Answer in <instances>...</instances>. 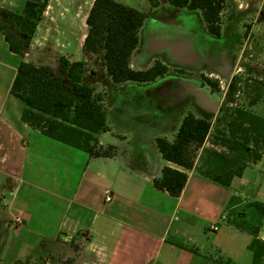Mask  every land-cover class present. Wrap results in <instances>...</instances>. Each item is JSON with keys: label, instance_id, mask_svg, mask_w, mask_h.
<instances>
[{"label": "crops", "instance_id": "obj_1", "mask_svg": "<svg viewBox=\"0 0 264 264\" xmlns=\"http://www.w3.org/2000/svg\"><path fill=\"white\" fill-rule=\"evenodd\" d=\"M114 1L146 13L147 22L157 10L172 11L168 2L152 7L150 0ZM28 2L45 4L36 36L39 30L86 31L65 58L70 63L85 62L86 83L102 95L109 126L99 136L98 150L102 154L110 147L113 150L111 156H91L23 122L24 105L11 94L19 64L48 66L59 75L61 66L38 64L39 57L29 60V52L24 58L12 53L0 30V264H65L66 260L73 264H209L220 256L230 264H254L252 243H264V159L254 162L245 151L230 152L215 144L211 135L188 170L166 161L157 146L158 138L174 142L189 114L211 122L217 109L214 90L190 74L210 72L193 66L202 58L200 54L191 45L174 42L173 50L188 53L190 62L170 64L168 54L140 59L145 21L130 67L147 71L161 62L169 71L153 82L118 85L105 77L100 57L84 50L95 0H0V10L24 17ZM239 14H246V19L235 23ZM221 17L220 37L211 35L203 22L210 38L232 40L238 34L237 42L229 43L230 68L241 58L244 40L264 30V0H226ZM230 21L235 26L230 27ZM162 36L155 34V38ZM66 41L54 35L46 50L53 57L58 42ZM257 47L259 61L264 62V37ZM160 83L176 84L168 90L173 92L172 103L159 101L154 107L150 100L136 101V114L126 105L108 107L107 89L135 85L140 92L151 93ZM126 94L117 93L123 99ZM165 167L188 176L179 197L154 186ZM241 167L244 171L232 178L230 186L214 181ZM108 192L113 195L111 203L106 202Z\"/></svg>", "mask_w": 264, "mask_h": 264}, {"label": "trees", "instance_id": "obj_2", "mask_svg": "<svg viewBox=\"0 0 264 264\" xmlns=\"http://www.w3.org/2000/svg\"><path fill=\"white\" fill-rule=\"evenodd\" d=\"M150 1L152 7L168 2L177 8L200 10L208 32L216 37L221 36V14L226 0ZM44 10L45 4L28 2L24 17H17L22 28L20 32H12L6 27L0 29L5 32L12 53L21 58L26 56ZM8 15L13 16L10 13ZM147 16L136 8L114 0H95L90 10L84 50L100 57L107 75L115 84L153 82L169 71L161 62L147 71H136L130 67ZM60 64V75L48 66L39 67L26 61L19 64L11 94L24 105L23 122L40 130L43 135L83 150L91 156H111L113 147H110L108 153L102 154L98 150L99 136L108 132L109 126L102 95L86 83L85 62L71 64L66 58H61ZM219 123L221 127L215 129L210 121L189 114L183 120L174 142L166 138L157 139L158 149L166 161L189 170L195 165L197 152L212 135L215 144L230 152L245 151L254 162L262 159L261 150L253 151L250 144L264 148L263 117L241 108H233L227 110ZM243 171L244 167L230 170L214 178V181L228 187L232 178L241 175ZM187 179L186 173L165 167L162 176L154 181V186L173 197H179ZM251 248L254 250V264H258L264 243L254 240ZM64 263L73 264V261L66 260Z\"/></svg>", "mask_w": 264, "mask_h": 264}, {"label": "rangeland", "instance_id": "obj_3", "mask_svg": "<svg viewBox=\"0 0 264 264\" xmlns=\"http://www.w3.org/2000/svg\"><path fill=\"white\" fill-rule=\"evenodd\" d=\"M170 7H172V11L170 12H165L163 10H161V12L157 10L149 16V21H146L147 24L141 34L143 46L141 48L142 50L139 54V58L148 59L152 54H168V57H170V64L187 63L191 61L189 54H177L173 50V45L174 42L180 43L182 46L186 47L191 45L190 49L192 51H196L202 57L194 61L193 66L198 69L207 68L210 71L207 74H201L199 71L195 73L190 72V74L195 75L197 78L199 77L202 83L214 90L213 92L216 98L212 99L215 101L217 108L211 118L214 128L218 129L219 126L221 127L219 120L223 119V115L227 112V110L233 108H241L264 118V62L259 61L258 53L260 48L257 47L262 43L264 30L262 28L260 30H256V32L244 40L245 45L241 58L234 62L232 67L227 68L230 64V60L228 61L227 55L231 47L229 43L234 44L238 39V34L235 35V39H229L230 42L227 38H210L200 12L188 9H179L174 6ZM142 8H147V5H143ZM18 16L19 15L10 16L6 12L0 10V29L2 27H6L7 30L12 32H20L22 28L17 19ZM235 18V23L240 22L241 20L246 19V14H239ZM228 20L229 19H227L226 22H228ZM233 25L234 23H231L230 27ZM175 26L183 28L173 29L172 27ZM228 32H232V30ZM75 33L78 35H75ZM83 33H86V31L62 32L39 30L38 35L36 36L35 32L32 40L30 41V47L27 50V53H30L28 59L33 60L36 57H39L37 60L38 64H49L51 66H56L57 64L59 65L61 58H65V56L69 57L70 54L78 47L77 39L80 38ZM155 34L163 36L162 38H155ZM54 35H61L62 37H65V39L67 38V41L66 44H60L58 42V46H56L57 50L55 51V54H52L53 57H51V53L46 50V47L49 46L50 38ZM24 39H26L25 36ZM153 41L154 44L152 45ZM167 42V46H162V44ZM68 44L72 45L69 46ZM212 49L213 54L210 52ZM72 63L74 62H71V64ZM97 68H100V66ZM103 71L105 77H108L105 68H103ZM172 71L175 73L185 72L184 70L178 69H173ZM61 73L62 72L60 70V74ZM164 86H167L168 88ZM174 87H177L174 83L173 85L160 83L150 90L151 93L149 91L142 93L135 85L122 87L120 90L109 91L107 89L106 94L108 96V107L110 106L113 108L116 105L118 106L122 104L126 105L125 107H128V109L131 107V112L136 114L138 111L135 109V106H133L136 101L142 103L144 100H150L152 101L151 106L154 107L159 101L172 103L173 92H168V90ZM117 93L128 94H126L127 96L123 99L124 97L117 95ZM182 99H184V97H182ZM211 103L213 102L211 101ZM112 115L114 116L115 114L112 112ZM110 119H112L111 116ZM112 120L116 122L115 119ZM123 123L124 121L122 124ZM212 134L215 135V132ZM212 141H214L213 138ZM250 147L253 151H258L260 149L262 158L264 159V148H260L258 144L254 143L250 144ZM0 179L1 181L3 180L1 177ZM209 262V264H212V262L213 264H228L221 256L215 260L211 259ZM258 264H264V251L258 259Z\"/></svg>", "mask_w": 264, "mask_h": 264}, {"label": "built area", "instance_id": "obj_4", "mask_svg": "<svg viewBox=\"0 0 264 264\" xmlns=\"http://www.w3.org/2000/svg\"><path fill=\"white\" fill-rule=\"evenodd\" d=\"M112 201H113V195L110 192L106 193V202L111 203ZM16 220L19 221V219H16ZM217 230H218V227H213V231H217Z\"/></svg>", "mask_w": 264, "mask_h": 264}]
</instances>
